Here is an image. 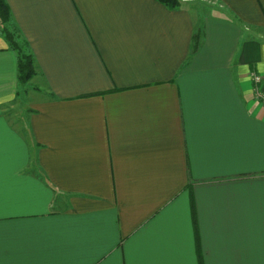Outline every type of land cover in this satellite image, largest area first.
Listing matches in <instances>:
<instances>
[{"label": "crops", "instance_id": "obj_1", "mask_svg": "<svg viewBox=\"0 0 264 264\" xmlns=\"http://www.w3.org/2000/svg\"><path fill=\"white\" fill-rule=\"evenodd\" d=\"M4 1L0 264H264V0Z\"/></svg>", "mask_w": 264, "mask_h": 264}, {"label": "trees", "instance_id": "obj_2", "mask_svg": "<svg viewBox=\"0 0 264 264\" xmlns=\"http://www.w3.org/2000/svg\"><path fill=\"white\" fill-rule=\"evenodd\" d=\"M157 1L164 4L169 9H175L181 5V0ZM10 21V9L4 0H0V23L8 25ZM1 32L3 33L5 39L8 41L10 47L17 52L18 78L20 83H25L36 74V68L33 62L32 55L27 49V44L25 41L22 42V44L27 49V51H24L22 45L19 43L15 26H13V30L8 29L6 26V28L1 29ZM200 35V30H196V32L193 34L191 43V53H194L197 50L199 46Z\"/></svg>", "mask_w": 264, "mask_h": 264}, {"label": "rangeland", "instance_id": "obj_3", "mask_svg": "<svg viewBox=\"0 0 264 264\" xmlns=\"http://www.w3.org/2000/svg\"><path fill=\"white\" fill-rule=\"evenodd\" d=\"M5 25L7 26L8 29L13 30V26L10 23L8 25L7 24H4V23L3 24L0 23V30L6 28ZM19 43L22 45L23 50L24 51H27L26 47L21 42H19ZM35 76H36V74L34 76H32L28 81H26L24 83L25 84L24 86L26 88V90H24V93L27 91L28 94L34 93V95H39L42 91L44 92V89H42L41 87H39L40 84L36 80ZM44 94H45V97L46 98H50V96H49L48 93L44 92ZM15 112H16V110L12 111V113H15ZM21 112L22 113H18L15 116V118L18 119L17 121L20 122V125L22 126V128H28L27 125H26L25 115H27L30 112V109L29 108L28 109H25V110L24 109H21Z\"/></svg>", "mask_w": 264, "mask_h": 264}, {"label": "built area", "instance_id": "obj_4", "mask_svg": "<svg viewBox=\"0 0 264 264\" xmlns=\"http://www.w3.org/2000/svg\"><path fill=\"white\" fill-rule=\"evenodd\" d=\"M253 80L255 82L254 91L256 92L257 97L261 100L262 105L264 106V91H260L257 84L262 80V77L258 74H253Z\"/></svg>", "mask_w": 264, "mask_h": 264}]
</instances>
